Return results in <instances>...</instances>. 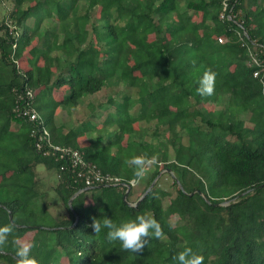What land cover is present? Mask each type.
Returning a JSON list of instances; mask_svg holds the SVG:
<instances>
[{
  "label": "trees",
  "instance_id": "trees-1",
  "mask_svg": "<svg viewBox=\"0 0 264 264\" xmlns=\"http://www.w3.org/2000/svg\"><path fill=\"white\" fill-rule=\"evenodd\" d=\"M13 1L8 14L0 7V228L11 229L0 264H18L25 245L34 264H179L186 248L202 264H264V0ZM225 3L232 18L222 20ZM205 73L213 77L211 95L198 91ZM121 84L146 104L143 117L131 113L128 94L109 99L114 110L101 126L93 118L70 128L57 124L59 109L78 108L85 97ZM207 99L220 108L208 114ZM26 107L39 122L20 117ZM140 121H156L149 140L135 134ZM34 128L47 129L54 145L79 151L120 184L74 198L85 185L37 149ZM133 157L154 171L137 180ZM39 166L57 174L52 189L66 211L61 219L51 213ZM164 170L186 193L174 179L172 197L158 181L130 206ZM195 191L210 203L188 195ZM224 202L231 203L216 206ZM145 214L162 235L137 253L110 241L108 229L95 234L90 227L93 218L120 226Z\"/></svg>",
  "mask_w": 264,
  "mask_h": 264
},
{
  "label": "rangeland",
  "instance_id": "rangeland-1",
  "mask_svg": "<svg viewBox=\"0 0 264 264\" xmlns=\"http://www.w3.org/2000/svg\"><path fill=\"white\" fill-rule=\"evenodd\" d=\"M37 0H29L28 4L33 6ZM1 10L8 14L9 12H12L15 10L14 7V1L13 0H5L0 4ZM5 14V15H6ZM117 94L119 97H117ZM130 94L134 97L135 104L134 107L131 109V113L134 115L135 112H138L139 117H143V114L146 112L147 106L146 104L139 99H136V95L131 92V90L126 89L125 85H119L112 88H105L101 93L95 95V96H87L83 99L80 106L75 109H66L61 108L57 112V124L62 125L64 124L67 128L74 127V126H81L86 122L92 121V118L94 119L93 122L98 124V126L103 125V122L106 119V115L111 111L114 110L113 107L108 110V101L111 97H116L119 100L121 97H124V95ZM121 101V100H120ZM204 107L206 109V112L213 113L215 110H218L220 107H218L216 104L213 103L212 100L207 99L204 103ZM91 119V120H89ZM135 134L141 138V139H150L152 136L153 131L157 129L156 121H152L150 123H147L146 121H140L135 125ZM161 132V130H160ZM97 135L95 134V137ZM168 137L169 134L164 133L162 134V142L161 145L163 149L167 147L168 144ZM84 143L88 142L90 139L86 135L82 138ZM127 139V136H125V139ZM188 137L185 134L182 135V144H187ZM153 143H157L154 142ZM155 167L151 163L144 164V170L147 172L146 177L150 173L154 171ZM38 172L45 177V191L48 193L49 201L53 204V207L51 209V213L56 217L61 219L66 215V211L64 207L60 204L56 197L55 191L53 192L52 184L55 185L58 182L57 174L55 171L47 172L46 168L44 166L38 167ZM173 175H168L167 173L162 174L160 181V186L169 191L174 197L176 195V190L173 188ZM146 183L145 181H141L139 186L137 187L136 195H134L131 199V201H136L139 197V194L142 193L144 189V185ZM55 193V194H54ZM169 204V199H167L164 202V206L167 207ZM172 223L174 225H178L181 223L180 219L178 217H173L171 219Z\"/></svg>",
  "mask_w": 264,
  "mask_h": 264
},
{
  "label": "clouds",
  "instance_id": "clouds-1",
  "mask_svg": "<svg viewBox=\"0 0 264 264\" xmlns=\"http://www.w3.org/2000/svg\"><path fill=\"white\" fill-rule=\"evenodd\" d=\"M212 75L205 73L201 82V88L198 89L201 95L212 94ZM131 163L137 167L134 173L137 180L142 179L144 170V160L141 157H133ZM95 234H98L102 228L108 229V239L113 242H119L122 249L133 253L140 252L149 242L150 238L159 239L162 235V230L159 222L150 215H139L135 220L127 221L117 226L112 219L107 217L102 220L93 218L90 225ZM10 227L5 226L0 228V245L6 242L7 236L10 234ZM30 246L20 247L17 251L19 257L18 264H34V261L27 260ZM176 259L179 264H202V257L192 251L191 248H186L177 254Z\"/></svg>",
  "mask_w": 264,
  "mask_h": 264
},
{
  "label": "built area",
  "instance_id": "built-area-1",
  "mask_svg": "<svg viewBox=\"0 0 264 264\" xmlns=\"http://www.w3.org/2000/svg\"><path fill=\"white\" fill-rule=\"evenodd\" d=\"M228 9V4H224V11L221 14V19L226 18L231 19V16L226 15ZM218 42L224 44L226 39L219 38ZM260 61L258 58L253 57L252 63L259 65ZM259 72L254 74L258 77ZM31 99L33 95L29 94ZM20 117L27 119L33 123L40 121L39 114L32 108L26 107L19 110ZM32 137L36 139V147L39 151L43 152L47 157H54L61 162L60 171L63 174L68 172L71 173L72 178L76 184H84L85 189L93 190L106 186H117L120 184V179L115 178L111 175L104 174L97 166L87 163L80 152L73 150L71 148H62L60 146L54 145L51 141V136L47 129L43 128L41 130L34 128L32 130ZM84 189V190H85Z\"/></svg>",
  "mask_w": 264,
  "mask_h": 264
},
{
  "label": "water",
  "instance_id": "water-1",
  "mask_svg": "<svg viewBox=\"0 0 264 264\" xmlns=\"http://www.w3.org/2000/svg\"><path fill=\"white\" fill-rule=\"evenodd\" d=\"M164 173H169V174H172V171L171 170H164V171H162L158 176H157V178L153 181V183L151 184V186L148 188V190L144 193V195L135 203V204H131V203H128L130 206H137L143 199H145L146 198V196L152 191V189L155 187V185L157 184V182L159 181V179L161 178V176H162V174H164ZM173 175V177H174V179L177 181V183H178V185H179V187H180V189L183 191V192H185V190H184V188H183V186L181 185V183L179 182V180L174 176V174H172ZM134 184V182H132V184L131 185H133ZM131 185H127V188H128V190H127V192H126V194H125V197H124V200L127 202V198H128V194H129V192H130V189H131ZM88 191H90V190H88V189H85L84 191H81L80 193H78L74 198H76L79 194H81L82 192H88ZM250 191H248V192H246V193H244V194H241L239 197H243V196H245L246 194H248ZM186 193V192H185ZM195 193H198V194H200L205 200H206V202H208V203H210V200H209V198L206 196V195H204L201 191H195V192H193V193H191V194H188L189 196H194L195 195ZM73 198V199H74ZM73 199L70 201V204L72 203V201H73ZM235 201V200H234ZM231 202H224V203H221V204H216V206L217 207H224V206H228L229 204H230ZM10 221L13 223V217H12V215L10 214Z\"/></svg>",
  "mask_w": 264,
  "mask_h": 264
}]
</instances>
